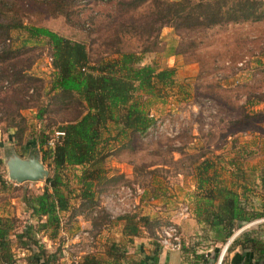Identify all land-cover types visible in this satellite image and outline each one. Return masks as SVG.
<instances>
[{
	"label": "rangeland",
	"instance_id": "1",
	"mask_svg": "<svg viewBox=\"0 0 264 264\" xmlns=\"http://www.w3.org/2000/svg\"><path fill=\"white\" fill-rule=\"evenodd\" d=\"M0 1L7 3V14L14 21L46 27L65 38L82 42L91 61L115 57L108 54L109 50L114 49L113 43L123 52L139 53L145 50L140 64L172 69L169 83L154 84L149 93L143 90L135 93L141 107L154 121L142 136L133 135L128 145L123 146L121 135L119 139H108L103 134L98 147L105 153L101 163L104 174H120L122 178L117 179L109 190L100 192L96 196V205L78 215V218H69L66 212L60 214V225L65 230L51 237L54 238L51 242H55L53 247L59 252L64 245L75 247V244L68 243H73L70 238L79 230H87L92 237L81 236L79 240L83 246L91 245L96 235L100 238L101 235L105 237L106 233L109 234L106 239H119L120 226L117 223L122 224L118 217L123 215L147 217V228L156 240L159 228L170 221V210H163L165 206L158 205L150 197L183 201L170 190L181 187L182 192L189 193V190H185V186H188L187 176L192 174L196 182L192 172L200 165L196 157L199 152L206 154L207 175L213 173L216 181L225 186L228 184L233 189L238 188L233 186L237 180L244 182L247 186L242 200L247 208H258V192L249 188V184L255 185L256 180L259 181L255 177L258 170L254 171L253 168L264 161V105L257 101L264 99V19L176 30L167 25L157 28L158 25L145 19L153 10L151 0L120 10L117 9L118 0L93 1L82 10H79L78 4V11L70 0ZM7 33L4 39L0 38V51H8L9 59L16 68L26 67V75L39 79V82H34L40 86L38 102L50 101L46 94L52 77L48 43L43 38L27 40L26 34L19 28L10 29ZM107 35L111 38L103 41ZM0 86L2 91L8 88L1 78ZM50 108L54 111L57 107L51 105ZM20 113L25 120L24 137L27 138L40 134L42 129L47 133L51 120L58 119L66 110L45 112L40 121L34 118L35 108H26ZM8 131L12 132L10 129ZM9 137L10 134L8 136L0 123V177L5 181V187L0 190V214L16 217L14 226L19 231L28 218L18 197L23 193L40 192L43 181L15 183L7 178L3 160L12 151L21 158L30 154L40 158L37 147L35 150L26 148L29 142L14 145ZM253 139L258 144L244 148ZM221 153L225 157L222 162L217 159ZM229 159H234V168L228 170L224 165H218L219 162L228 164ZM219 166L223 169L216 168ZM80 169V166L66 167L61 172L63 182L70 191L71 205L76 201ZM135 185L142 191L135 206L125 214L109 217L102 203L105 195L120 186L134 189ZM251 223H247L244 230L260 222L255 220ZM36 239L41 243L39 236ZM235 253H227L223 262L234 258ZM212 260L215 264L217 257H212Z\"/></svg>",
	"mask_w": 264,
	"mask_h": 264
},
{
	"label": "trees",
	"instance_id": "2",
	"mask_svg": "<svg viewBox=\"0 0 264 264\" xmlns=\"http://www.w3.org/2000/svg\"><path fill=\"white\" fill-rule=\"evenodd\" d=\"M144 1L118 0L116 4L120 10L137 6ZM70 3L78 11V0H70ZM151 3L153 10L149 18L145 19L158 25L157 28L167 25L176 30L201 29L223 23L258 22L264 19V0H151ZM7 10V3L0 1V16H3L0 21L1 39L7 36L10 29L19 28L26 34L27 40L43 38L49 45L52 77L46 94L53 103H39L40 86L34 84L39 79L26 75V67L16 68L9 59L8 51H0V78L8 85L4 91L0 86V123L8 136L10 134L9 139L14 145L29 142L26 148L35 150L37 147L36 151L48 171V175L42 180L40 192L23 193L18 197L27 218L34 220V223L25 222L16 231V217H0V263L12 262L9 236L13 235L19 247H35L34 257L31 258L36 263L41 259L43 264H54L56 257L54 254H44L43 245L38 243L35 234L40 230H49L48 234L52 237L61 227L62 212L68 213L67 216L72 218L90 211L96 205V196L109 190L117 179L122 178L120 174H104L101 163L105 153L98 147L103 134L108 139H119L121 135L123 146L128 145L133 135L142 136L154 121L141 107L135 93L142 90L149 93L154 84L169 83L172 69L140 64L145 50L139 53L123 52L115 48L113 43L114 49L109 50L108 54L115 57L91 61L82 42L65 38L46 27L23 25L14 21ZM110 38L107 35L103 41ZM263 100L259 98L257 101ZM50 104L57 107L54 111L65 109L66 113L51 120V126L55 125L52 127L54 129L50 126L47 133L42 129L40 134L25 138V120L20 111L35 108L34 118L40 121L45 112H54ZM54 130L61 131L62 135L54 138L53 144L49 146L47 141L53 136ZM170 151L176 152L178 149ZM199 153L201 155H196L198 159L204 155L203 152ZM199 161L200 165L195 168V196L204 197L205 201L200 204L197 200L194 213L212 234L214 257H218L221 248L230 239L220 264H224L226 254L236 248L240 251L231 259L232 264H264V223H257L247 230L243 228L236 233L247 223L264 216V201L258 205L260 211L253 207L247 208L241 198L245 191L244 185L241 186V192L237 193L236 189L216 181L213 173L207 175L206 157ZM1 166L0 159V168ZM76 166L81 169L75 190L76 201L71 205L68 194L70 191L63 182L61 172L66 167ZM258 177L260 194L264 197V168ZM4 183L0 177V190L5 187ZM118 219L122 221L120 232L126 241L143 236V232L153 236L147 228L148 219L145 216L123 215ZM119 244L113 242L107 246L108 257L87 252L70 264H121L124 256ZM59 254H62L61 250ZM154 263L153 254L149 264Z\"/></svg>",
	"mask_w": 264,
	"mask_h": 264
},
{
	"label": "crops",
	"instance_id": "3",
	"mask_svg": "<svg viewBox=\"0 0 264 264\" xmlns=\"http://www.w3.org/2000/svg\"><path fill=\"white\" fill-rule=\"evenodd\" d=\"M260 103L262 104L261 106H263L264 100L261 101ZM254 139L252 142H250L251 143L250 145L247 143L244 146V148L252 147V145H257L258 143H256L255 142L256 139L255 140ZM263 139H264V137H263ZM263 144H264V142H263ZM198 154L201 155L200 153H198ZM203 157L205 158L206 154H204L203 156H199V160H201ZM263 158H264V156H263ZM217 159L222 162V159L223 160L225 159L223 153H221V155H219V157ZM229 160L230 161L228 162V164H224V163L219 162L218 165H220V166L224 165L225 168L230 170L231 168H234V165L236 163H234V159H229ZM263 162L264 161H262L260 165L257 162L256 164H258V167L253 168L254 171L258 170V172H255V177H257V178H259L258 177L259 172L262 170V168H264ZM220 166L216 167V168H218V169L222 168L223 169V167H220ZM232 172H234V171H232ZM192 173L195 174V170ZM191 176H192V174L187 176L188 177V180H187L188 186L187 187L185 186V190L186 189L189 190V193L185 194L184 192H182L180 190L181 187H178V189L173 188V191L170 190L171 193L174 192L175 194H177V199H179V200L183 199V201L173 202L172 199L169 200V198H163L161 196H151L150 197V199H153V202L157 203L158 205L160 204L162 206H165V208H163V210H166V209L170 210L168 220L175 222L178 226V230H179V234H180V238H181L180 250L175 251V250L161 249L159 247V245L157 244L156 240L154 238L148 236L146 234V232H143L144 234L141 237H133L130 241H126V238L123 237L121 235V232H120L122 224L120 225L119 223H117V226H120L119 231H118L119 236H120L119 239H111L110 237H107V239H106V236H109V234H107V233L105 234V237H104V235L103 236L101 235L100 238L98 235H96V238L94 237L95 241L92 240L93 242L91 243V245L83 246L81 244V242L76 243L75 250L72 253H70V255L68 257L75 256V261H78L79 258L84 253H87V252L97 254L98 256H101V257H108V255L106 254L107 246L113 242H119L120 243L119 244L120 249L122 250V254L124 256L120 261L121 264H149L150 258L153 254L155 256V263L154 264H214V262L212 260V257L214 258V256H215L214 252H213L214 245L212 242V234L204 226V224L196 218L195 213H194V207H195L197 200H198V203L201 204L205 201V199H204V197L198 198L197 196H195V192H197L196 182H195V178L193 176H192L193 177L192 178ZM191 178L194 180L192 181ZM255 183H256L255 185L253 183L249 184V188H254L257 190V192H258L257 199L259 200L257 204L259 205V203L264 201V197L260 194V190H259V188H260L259 183L260 182L256 180ZM242 185H244L245 187L247 186L244 182H241L240 180H237L236 184L233 185L234 187L235 186L238 187L236 189L237 193L241 192V186ZM173 186H175V185H173ZM226 186L229 187L228 184ZM188 187H189V189H188ZM184 194H185V197L183 196ZM173 199H175V198H173ZM135 202H137V201H135ZM183 202L188 203L189 208H190L189 214L184 218H178V217L174 218L173 215H174L175 210L178 208L177 206ZM102 203L104 206V202H102ZM172 206H173V208H172ZM103 208H105V207H103ZM171 208L173 210H171ZM105 210H106V208H105ZM256 210L260 211L259 208H256ZM0 217H8V216L6 215V213H4V214H0ZM171 217H173V219ZM74 218H78V215L74 216ZM261 218H264V216ZM261 218H259V219H261ZM259 219H256V220H259ZM27 223H34V220L28 219ZM260 223H262V222H260ZM62 229L65 230L64 227H60L56 234L59 235L62 232ZM38 232H39V234L36 233L35 237H37V236L40 237V239H41L40 242L43 245L45 255H53L54 254V256L56 257L54 264H70L71 263L68 261V259L66 257H63L59 254L58 249L53 247V245L55 246V242H51L54 238L49 237V234H48L49 230H46V231L40 230ZM72 236L70 238L71 241L73 240ZM9 237H10V241H11L10 245H9L10 252L12 255L11 264H43L41 259H39L37 261V263L34 260H32L31 257H34L33 253L36 250L34 246H30V248L19 247V245L15 241L13 235H10ZM100 250H102V251H100ZM239 251L240 250H238V248H236L233 251L229 252L228 255L232 252H239ZM99 252H102V253H99ZM143 259H144V262H143ZM224 264H232L231 259L227 260L226 263H224Z\"/></svg>",
	"mask_w": 264,
	"mask_h": 264
},
{
	"label": "built area",
	"instance_id": "4",
	"mask_svg": "<svg viewBox=\"0 0 264 264\" xmlns=\"http://www.w3.org/2000/svg\"><path fill=\"white\" fill-rule=\"evenodd\" d=\"M93 1H104V0H78V4L80 6V10H82L83 7L88 5L89 2ZM49 61H51V58L48 57ZM62 135L61 131L54 130L53 131V136L49 138L47 141V144L50 146L53 144V139L56 138L57 136ZM133 188H130L128 186H120L119 189L107 193L104 197V207L106 208V212L110 215L109 217L113 218L116 215H122L128 212L130 208H133L135 206L134 204L136 203L137 199L139 198L141 194V189L137 187V185L133 186ZM178 208L174 212V218H184L186 217L189 212L190 208L188 203L183 202L180 203ZM256 222H263L264 223V218H261L259 220H256ZM252 224V223H249ZM247 226V225H245ZM245 226L242 228L238 229L239 231L243 229ZM81 236H85L89 239L91 237L88 235L87 230H79L75 232L72 236L73 240L71 242L73 243H68L70 244H75L79 243L80 240L79 238ZM157 244L161 249L165 250H180L181 248V238L178 230V226L175 222L169 221L168 223L162 225L158 232H157V239H156ZM68 245H64L61 249V256L66 257L69 262L75 263V256H70V253H72L75 250V247H67ZM222 253V249L219 252V255L217 257L216 263L215 264H220V255ZM224 253V252H223Z\"/></svg>",
	"mask_w": 264,
	"mask_h": 264
},
{
	"label": "water",
	"instance_id": "5",
	"mask_svg": "<svg viewBox=\"0 0 264 264\" xmlns=\"http://www.w3.org/2000/svg\"><path fill=\"white\" fill-rule=\"evenodd\" d=\"M3 164L5 166L7 178L15 183L43 180L48 175L45 165L35 154H30L27 157L21 158L12 151L7 157L4 158ZM238 232L239 230L236 231V233ZM229 241L230 239L227 241V243ZM227 243L221 248L222 253L220 255V260Z\"/></svg>",
	"mask_w": 264,
	"mask_h": 264
}]
</instances>
